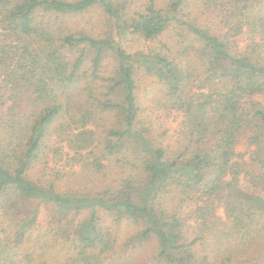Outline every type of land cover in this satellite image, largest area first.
<instances>
[{
    "label": "trees",
    "instance_id": "1",
    "mask_svg": "<svg viewBox=\"0 0 264 264\" xmlns=\"http://www.w3.org/2000/svg\"><path fill=\"white\" fill-rule=\"evenodd\" d=\"M136 253L264 264V0H0V264Z\"/></svg>",
    "mask_w": 264,
    "mask_h": 264
},
{
    "label": "rangeland",
    "instance_id": "2",
    "mask_svg": "<svg viewBox=\"0 0 264 264\" xmlns=\"http://www.w3.org/2000/svg\"><path fill=\"white\" fill-rule=\"evenodd\" d=\"M104 21L103 17L101 16V14L99 12H95L93 16L91 15H87L84 17H79L77 19V22L79 24L82 25H86L89 28H92L93 24H99L100 22ZM246 41V37H243L242 39H239L238 42L239 44L242 46L244 45L243 43H245ZM146 87V83L144 82L143 84V88ZM165 118V115H162ZM166 125L167 128L170 131V135L174 136L175 135V130L177 129L178 126V122L180 121V118L178 117L177 114H175L174 116H171L169 119H166ZM250 133L248 131H242V133L239 135V142H238V152L240 154H245L248 151L247 148V141H248V137H249ZM170 137V136H169ZM220 213H218L219 215ZM223 217V216H222ZM136 262L135 264H154V263H149L146 261L145 259V253H143L142 255L136 253Z\"/></svg>",
    "mask_w": 264,
    "mask_h": 264
}]
</instances>
